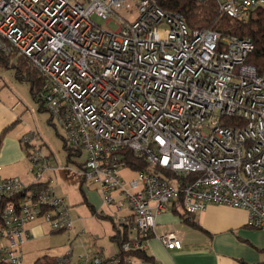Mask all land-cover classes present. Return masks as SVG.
I'll return each mask as SVG.
<instances>
[{
	"label": "built area",
	"instance_id": "2783aa9c",
	"mask_svg": "<svg viewBox=\"0 0 264 264\" xmlns=\"http://www.w3.org/2000/svg\"><path fill=\"white\" fill-rule=\"evenodd\" d=\"M213 1L233 19L264 12V0ZM120 9L137 15L119 17ZM253 48L249 37L191 29L157 0H0V54L38 71L42 108L84 155L76 174L134 222L123 253L76 261L68 253L56 264H160L127 252L146 249L150 236L180 249L175 232L155 233L157 214L172 207L244 208L248 224L264 230V74L246 63ZM37 141L34 131L20 139L33 182L0 176V264H23L30 223L61 231L80 219L50 185L71 168L53 165ZM126 151L149 171L133 170ZM123 170L134 175L126 180Z\"/></svg>",
	"mask_w": 264,
	"mask_h": 264
},
{
	"label": "rangeland",
	"instance_id": "374dc122",
	"mask_svg": "<svg viewBox=\"0 0 264 264\" xmlns=\"http://www.w3.org/2000/svg\"><path fill=\"white\" fill-rule=\"evenodd\" d=\"M115 14L131 19L137 15L136 12L130 14L126 9H120ZM95 20L103 27L116 28L114 24L106 25L105 19L99 16H95ZM16 56L9 58L7 65L0 63V99L15 114L14 120L5 129L4 135L8 134L18 140L26 133L29 134L34 131L38 135L37 142L43 144L42 151L44 153L51 152L53 165L62 164L71 168L65 171H56L51 176L50 185L58 195L65 199L72 217L80 218V220L75 221L71 229L57 233H51L48 225L39 220L44 224L42 230L46 234L44 237L30 239L24 244L23 264H35V260L38 258L45 263L46 260H56L68 253L72 255L73 261H76L79 256L95 252L98 249H102L105 254H112L118 248L117 242L111 239V236L116 232L114 223L117 224L120 220L119 216L113 214L118 213L120 216H127L130 215V211L125 205H122L121 210L118 211L115 204H103L95 185L88 181H85L83 186L86 198L84 199L80 190V178L75 172L78 171V164L84 159V155L73 152L67 160L68 150L64 148L63 129L56 121H50L49 112L41 108L40 103L36 102L30 93L29 84L17 77ZM26 162L25 176L21 178L26 183H31L34 178L30 172L31 163L27 157ZM133 175V172L122 171V176L126 180ZM91 204L97 207L99 216L90 211ZM167 212L168 216H174V218L178 216L173 214L171 210ZM107 216H111V218ZM164 230L179 234L181 239L188 237L190 242L192 241L190 238H198L201 235L181 222L179 218L175 225L162 224L157 226V231Z\"/></svg>",
	"mask_w": 264,
	"mask_h": 264
},
{
	"label": "crops",
	"instance_id": "0c3cea01",
	"mask_svg": "<svg viewBox=\"0 0 264 264\" xmlns=\"http://www.w3.org/2000/svg\"><path fill=\"white\" fill-rule=\"evenodd\" d=\"M14 118L15 114L0 99V134L8 128ZM26 167V154L20 139L5 134L0 145V176L18 175L23 178ZM167 211L156 216V234L160 233L157 226L175 225L179 218L201 235L198 238H190V242L188 237L181 239L177 234L182 247L171 250L166 249L155 236L150 237L145 250L153 261L160 264H264V230L249 226L246 209L210 204L203 212L185 214L184 218L172 211L177 219L168 216ZM115 214L113 215L121 218L118 213ZM189 222H195L201 228ZM42 226L44 224L39 220L29 224L31 239L45 236ZM95 252L104 253L102 249Z\"/></svg>",
	"mask_w": 264,
	"mask_h": 264
},
{
	"label": "trees",
	"instance_id": "16d2710c",
	"mask_svg": "<svg viewBox=\"0 0 264 264\" xmlns=\"http://www.w3.org/2000/svg\"><path fill=\"white\" fill-rule=\"evenodd\" d=\"M160 7L167 11L179 12L189 28H206L220 32L222 35L233 34L239 37L251 38L254 48L248 54L246 63L253 65L259 74H264V12L260 10L253 11L246 19H233L226 14L219 11L216 3L213 0H207L201 2L200 0H157ZM12 56V57H11ZM15 53L9 55L0 54V63L5 65L9 64V58H14ZM9 59V60H8ZM17 77L25 81L30 86V93L36 102L40 103L41 99L39 94L42 89L43 79L35 69L31 68L26 59L22 56H16ZM4 137V131L0 134V145L1 140ZM64 139V138H63ZM64 148L68 150L67 160L73 154V150L67 145L64 140ZM126 160L133 170H144L149 171L148 165L145 163L143 158H138L132 152L126 151L124 153ZM80 190L84 195V180L80 178ZM90 211L93 214L98 215L97 209L91 204ZM172 211L180 216L185 217V213L179 209L172 207ZM99 216V215H98ZM111 218V216H107ZM191 225H197L195 222H189ZM200 227L199 225H197ZM250 226V225H249ZM134 222L130 219L128 222L119 221L117 224L114 223L116 232L111 236V239L117 242L118 248L117 253H123L121 251L122 243L127 239L129 232L133 229ZM201 228V227H200ZM52 231L51 233L63 232ZM153 237V236H150ZM149 237V238H150ZM148 238V239H149ZM127 253L134 254L140 258L151 260L152 257L148 255L145 249L131 250ZM35 264H56V260H46L45 263L41 262L40 258L35 260Z\"/></svg>",
	"mask_w": 264,
	"mask_h": 264
}]
</instances>
